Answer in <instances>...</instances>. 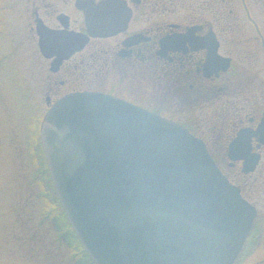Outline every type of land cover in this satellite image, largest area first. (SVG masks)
Returning <instances> with one entry per match:
<instances>
[{
	"label": "flooded vegetation",
	"instance_id": "flooded-vegetation-1",
	"mask_svg": "<svg viewBox=\"0 0 264 264\" xmlns=\"http://www.w3.org/2000/svg\"><path fill=\"white\" fill-rule=\"evenodd\" d=\"M25 7V59L13 52L18 36L5 19L0 65L20 71L16 88L33 110L26 138L37 198L62 208L40 136L46 112L72 92L107 93L204 142L255 212L233 264H264V0H26ZM33 68L45 76L41 99Z\"/></svg>",
	"mask_w": 264,
	"mask_h": 264
},
{
	"label": "water",
	"instance_id": "water-1",
	"mask_svg": "<svg viewBox=\"0 0 264 264\" xmlns=\"http://www.w3.org/2000/svg\"><path fill=\"white\" fill-rule=\"evenodd\" d=\"M40 136L60 203L96 264H233L254 210L204 142L116 96L78 91Z\"/></svg>",
	"mask_w": 264,
	"mask_h": 264
},
{
	"label": "rangeland",
	"instance_id": "rangeland-1",
	"mask_svg": "<svg viewBox=\"0 0 264 264\" xmlns=\"http://www.w3.org/2000/svg\"><path fill=\"white\" fill-rule=\"evenodd\" d=\"M25 4L26 0H0V37L5 34L7 19L8 28L14 26L13 32L18 36L19 44L13 52L24 59L28 51L23 49L27 45ZM3 41L0 40V56L8 51ZM32 60L26 62L38 67L39 63ZM29 72L38 89L35 94L41 99L45 76L35 68ZM20 78V71L16 73L11 66L0 65V264H96L64 209L58 211L59 207L48 198H37L30 178L33 166L26 138L27 132L35 128L33 110L26 106L23 92L16 88Z\"/></svg>",
	"mask_w": 264,
	"mask_h": 264
}]
</instances>
